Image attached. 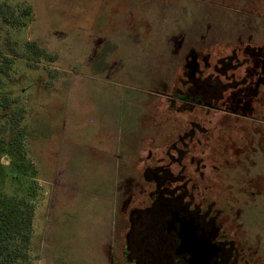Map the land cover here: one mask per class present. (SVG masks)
Listing matches in <instances>:
<instances>
[{
  "label": "rangeland",
  "instance_id": "rangeland-1",
  "mask_svg": "<svg viewBox=\"0 0 264 264\" xmlns=\"http://www.w3.org/2000/svg\"><path fill=\"white\" fill-rule=\"evenodd\" d=\"M0 7L12 18L30 8L26 23L0 16V50L11 57L0 73V97L11 99L0 106V134L20 107L35 168L19 182L7 169L2 187L32 205L31 236L26 245L13 240L23 250L14 264H110L106 253L118 258L129 210L150 203L157 167L187 195L214 202L241 244L254 248L252 264H264V54L236 70L237 83L225 58L244 41L264 49V0H0ZM190 47L207 54L201 104L174 95L185 89ZM246 70L243 99L229 88L241 89Z\"/></svg>",
  "mask_w": 264,
  "mask_h": 264
},
{
  "label": "flooded vegetation",
  "instance_id": "flooded-vegetation-1",
  "mask_svg": "<svg viewBox=\"0 0 264 264\" xmlns=\"http://www.w3.org/2000/svg\"><path fill=\"white\" fill-rule=\"evenodd\" d=\"M263 54L262 46L248 41L232 47L229 55L225 56L231 60L232 80L237 83L236 70L240 66H248L251 60L260 58ZM206 56L207 54L193 47L186 51L181 78L185 89L176 87L175 97L201 104V95L204 93L201 73ZM241 76V81L245 79L241 83V89L235 85L229 90L232 92L239 90L242 98L246 99L249 91L245 85V81L248 80L247 70ZM261 76L263 73L258 78ZM257 84L260 86L262 82ZM255 89L254 93L258 95L260 90ZM262 90L264 92V89ZM189 94L192 96L189 97ZM244 108L246 109L245 106ZM147 170L144 169V174ZM150 175L148 179L152 185L150 203L145 206H134L129 210L118 258L115 259L110 250L106 253L110 264L253 263L254 248L241 244L233 232L230 219L215 208L214 202L207 203L205 197H200L199 200L195 199L194 194L187 195L184 185L173 183L174 179L171 176L175 175L167 168L157 167L156 170L151 168ZM112 255L115 260L111 262Z\"/></svg>",
  "mask_w": 264,
  "mask_h": 264
},
{
  "label": "trees",
  "instance_id": "trees-1",
  "mask_svg": "<svg viewBox=\"0 0 264 264\" xmlns=\"http://www.w3.org/2000/svg\"><path fill=\"white\" fill-rule=\"evenodd\" d=\"M0 7L1 19L13 24V22H24L23 18L30 12L27 7L22 10L18 17L12 18L10 10L2 11ZM27 46L35 55H42L41 49L34 42H27ZM11 57L6 56L0 50V73H7ZM11 99L7 96L0 97V106L8 107ZM22 109L17 107L7 118V135L0 134V264H14L18 256L23 255V250L16 249L14 239L20 238L26 245L31 236L32 205L24 198L18 199L16 196H6L2 191L7 177V169L12 173L11 179L19 182V177L32 176L35 168L32 162L26 157L24 128L19 121L22 116ZM7 160V165L3 160ZM31 174V175H30ZM29 190V186L27 188Z\"/></svg>",
  "mask_w": 264,
  "mask_h": 264
},
{
  "label": "crops",
  "instance_id": "crops-1",
  "mask_svg": "<svg viewBox=\"0 0 264 264\" xmlns=\"http://www.w3.org/2000/svg\"><path fill=\"white\" fill-rule=\"evenodd\" d=\"M105 137H106V136H104V138H103V139H105ZM113 191H114V190H113ZM110 207H111V206H110ZM106 257H107V256H106Z\"/></svg>",
  "mask_w": 264,
  "mask_h": 264
}]
</instances>
